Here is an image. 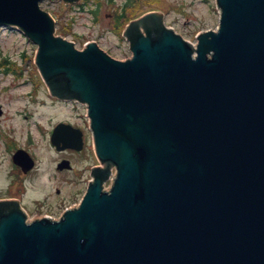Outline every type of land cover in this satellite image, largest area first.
I'll return each instance as SVG.
<instances>
[{
  "label": "water",
  "instance_id": "obj_1",
  "mask_svg": "<svg viewBox=\"0 0 264 264\" xmlns=\"http://www.w3.org/2000/svg\"><path fill=\"white\" fill-rule=\"evenodd\" d=\"M41 1L0 0V25L37 45L52 96L86 105L101 165L58 220L1 200L0 264H264V0H216L195 44L143 13L125 60L54 36Z\"/></svg>",
  "mask_w": 264,
  "mask_h": 264
},
{
  "label": "rangeland",
  "instance_id": "obj_2",
  "mask_svg": "<svg viewBox=\"0 0 264 264\" xmlns=\"http://www.w3.org/2000/svg\"><path fill=\"white\" fill-rule=\"evenodd\" d=\"M123 4H126L124 13L127 18L159 11L169 27L193 44L198 32L213 30L218 25L219 14L214 0H79L72 5L60 0H45L41 7L56 20V34L74 42L77 48L81 49L88 41H96L111 56L125 59L131 52L121 32L129 18L122 22L120 31L117 23H113L124 9L120 8ZM36 49V44L17 29L0 26V104L8 110L7 116L0 120V130L8 137V142L0 139L3 163L8 157L5 151L9 143L13 150L29 146L39 155L41 166H45L54 157L49 147V128L65 119L84 121L74 116L76 109L84 111L81 105L50 100L35 63ZM7 58L9 61L3 64ZM8 116L10 120L7 121ZM88 143L89 147L92 146L89 138ZM91 162L96 163L97 160H77L74 171L65 172L67 179L74 176H82L83 179L82 183L68 185L69 190L81 187L77 198L70 201L75 202L71 205L78 203L85 192L89 174L84 169ZM2 190L0 184V196L4 195ZM12 193H15L14 189Z\"/></svg>",
  "mask_w": 264,
  "mask_h": 264
},
{
  "label": "flooded vegetation",
  "instance_id": "obj_3",
  "mask_svg": "<svg viewBox=\"0 0 264 264\" xmlns=\"http://www.w3.org/2000/svg\"><path fill=\"white\" fill-rule=\"evenodd\" d=\"M50 100L53 102L68 103V101H62L53 97ZM2 105L0 104V120L4 116L6 117L8 113L7 108ZM76 113L75 118H82L84 120L80 115V110H77ZM6 120H10V116ZM61 121L70 123L72 127L80 131L82 141L74 143L75 146L80 145V149H58L50 140L53 125L48 130V138L49 147L54 157L45 166L40 167L35 154H32L30 151V155L34 160V165L31 168L26 169L16 164L13 161L12 155L18 147L13 150L9 143H7L5 151V154H8L6 163L1 162L0 159V184L2 183L1 186L4 190V195L0 196V199L12 200L23 209L27 216L32 218L39 216H46L51 219L59 218L62 211L72 204L70 201L76 199L80 193L81 187L69 190L67 189L68 185L80 181V183L83 182L82 176H72L73 178L71 180L70 178L67 179L65 172H73L76 168L75 163L77 160H96L92 146L89 147L88 145V138L91 139V133L88 129L87 122L82 121L81 123L74 118ZM74 131L77 132L76 130ZM7 138L6 134L0 130V139L8 142ZM63 160L68 162H66L65 167L60 168V162ZM3 164L5 168L2 167ZM97 164L98 162L89 163L88 167L84 169L87 175L89 174L90 176L91 168ZM13 189L15 193H12Z\"/></svg>",
  "mask_w": 264,
  "mask_h": 264
},
{
  "label": "trees",
  "instance_id": "obj_4",
  "mask_svg": "<svg viewBox=\"0 0 264 264\" xmlns=\"http://www.w3.org/2000/svg\"><path fill=\"white\" fill-rule=\"evenodd\" d=\"M125 9L126 8H124V11H125ZM124 11L122 12L121 11V14H119L118 16H117V19H116V25L118 26V30L120 31L121 30V24H122V22H124V20H126V19H128V18H130V16L127 18V16H125V13H124Z\"/></svg>",
  "mask_w": 264,
  "mask_h": 264
}]
</instances>
